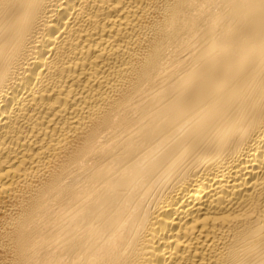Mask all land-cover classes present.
I'll return each instance as SVG.
<instances>
[{
	"label": "bare ground",
	"instance_id": "6f19581e",
	"mask_svg": "<svg viewBox=\"0 0 264 264\" xmlns=\"http://www.w3.org/2000/svg\"><path fill=\"white\" fill-rule=\"evenodd\" d=\"M0 264H264V0H0Z\"/></svg>",
	"mask_w": 264,
	"mask_h": 264
}]
</instances>
